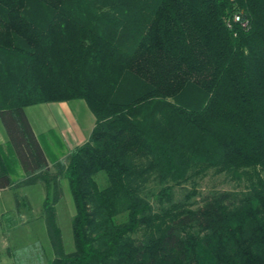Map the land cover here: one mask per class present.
<instances>
[{
	"label": "trees",
	"instance_id": "trees-1",
	"mask_svg": "<svg viewBox=\"0 0 264 264\" xmlns=\"http://www.w3.org/2000/svg\"><path fill=\"white\" fill-rule=\"evenodd\" d=\"M74 99L94 124L53 153L24 108ZM0 122V190L45 191L34 264H264V0H0ZM209 171L244 187L197 202Z\"/></svg>",
	"mask_w": 264,
	"mask_h": 264
},
{
	"label": "rangeland",
	"instance_id": "rangeland-1",
	"mask_svg": "<svg viewBox=\"0 0 264 264\" xmlns=\"http://www.w3.org/2000/svg\"><path fill=\"white\" fill-rule=\"evenodd\" d=\"M62 111L58 108L49 110L52 102L30 105L24 108L37 135L52 150L54 139L45 135L47 130L53 129L63 140L66 149L75 143L84 142L94 124V117L81 99L64 101ZM62 125L60 128V125ZM81 129L84 136L77 138L75 131ZM49 143V144H48ZM56 145V143H54ZM51 145V147L49 146ZM245 183H237L225 174H214L209 171L207 176L199 181L198 195L195 200L200 202L202 197L213 190H239ZM62 195L55 204L57 224L60 230L62 246L66 252L74 250V239L71 227V218L74 214V204L66 179L61 180ZM176 197H181L183 190L176 188ZM15 198L19 205L16 207ZM45 199L44 187L41 184H33L9 190L0 194V260L4 263L13 262L17 252L21 249L31 250V255L25 256L27 262L35 263L36 260L51 259L53 251L48 235L47 224L43 212ZM34 250L36 255L34 254ZM33 253V254H32ZM25 261V259H24Z\"/></svg>",
	"mask_w": 264,
	"mask_h": 264
},
{
	"label": "crops",
	"instance_id": "crops-1",
	"mask_svg": "<svg viewBox=\"0 0 264 264\" xmlns=\"http://www.w3.org/2000/svg\"><path fill=\"white\" fill-rule=\"evenodd\" d=\"M63 104H65V102H52V103L49 104L48 108H49V110L54 109V108H58L59 111H62L61 107H62ZM91 114H92V113H91ZM26 115H27V114H26ZM27 117H28V116H27ZM28 119H29V117H28ZM29 122H30V124H31V126H32V128H33V125H32V123H31L30 119H29ZM62 125L64 126V124H61V125H60V128H61ZM33 130H34V128H33ZM34 132H35V130H34ZM35 133H36V132H35ZM75 133H76L77 138H81V137L84 136V133H83L82 130L79 129V128H77V130L75 131ZM7 140H8V138H7L6 132H5L3 126H2V124H1V122H0V144H5V143L7 142ZM75 145H78V143H75L73 146H75ZM73 146H72V147H73ZM9 190H10V189L0 190V194H1V192L9 191ZM12 191H13V190H12ZM3 213H4V212H3ZM3 213L0 212V215L3 216ZM0 264H13V262L4 263L2 260H0Z\"/></svg>",
	"mask_w": 264,
	"mask_h": 264
}]
</instances>
